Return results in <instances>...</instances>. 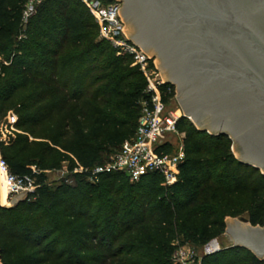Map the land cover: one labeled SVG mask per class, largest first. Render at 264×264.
Masks as SVG:
<instances>
[{"label":"trees","instance_id":"16d2710c","mask_svg":"<svg viewBox=\"0 0 264 264\" xmlns=\"http://www.w3.org/2000/svg\"><path fill=\"white\" fill-rule=\"evenodd\" d=\"M26 2L0 0V124L18 116L0 153L36 190L0 207L2 264H174L177 241L203 247L225 233L228 218L264 225V174L233 155L228 135L186 117L178 122L186 157L175 184L158 173L132 182L115 172L98 183L74 173L73 184L52 187L49 170L92 168L135 136L147 81L100 38L81 0H43L24 22ZM168 86L165 101L174 92ZM202 264L264 259L226 247Z\"/></svg>","mask_w":264,"mask_h":264},{"label":"water","instance_id":"95a60500","mask_svg":"<svg viewBox=\"0 0 264 264\" xmlns=\"http://www.w3.org/2000/svg\"><path fill=\"white\" fill-rule=\"evenodd\" d=\"M121 1L128 36L177 86L184 117L228 135L236 158L264 174V0ZM226 224L229 247L264 259V225Z\"/></svg>","mask_w":264,"mask_h":264},{"label":"built area","instance_id":"2783aa9c","mask_svg":"<svg viewBox=\"0 0 264 264\" xmlns=\"http://www.w3.org/2000/svg\"><path fill=\"white\" fill-rule=\"evenodd\" d=\"M43 0H27L23 11V20L36 13L37 6ZM95 18L100 28V38L107 40L117 51V55L129 56L133 66H137L147 81V99L141 102V116L135 136L125 140L118 152L108 161L92 168L81 166L74 169L75 173H84L92 183H98L106 173H122L132 182L139 181L144 175L158 173L167 185L179 180L180 165L186 153L184 141L175 153L167 152L165 138L178 136V122L184 114H176L170 109L164 96L171 93L169 81L164 80L158 68L156 57L138 46L127 34L125 21L121 15V0H81ZM173 85V84H172ZM12 113V112H11ZM9 113V115H11ZM16 118V115L13 114ZM184 140V139H183ZM35 170V168H33ZM0 170L4 175L8 195L33 193L36 190L34 180L30 177H19L11 174L7 162L0 154ZM177 245V244H176ZM221 250L217 239H213L204 247V255ZM203 256L190 244L177 245L172 262L174 264H202Z\"/></svg>","mask_w":264,"mask_h":264},{"label":"rangeland","instance_id":"374dc122","mask_svg":"<svg viewBox=\"0 0 264 264\" xmlns=\"http://www.w3.org/2000/svg\"><path fill=\"white\" fill-rule=\"evenodd\" d=\"M173 87H174L173 95L171 97H169V100L167 102L169 103L170 109H172L174 112H176V114H179V113L184 114V110L182 109V106L177 99V93H176L177 86L175 84H173ZM12 113L15 114L14 112H12ZM12 113H11V115H8L4 119V121L0 124V139L1 140L8 141V139L13 134V132L17 131L15 124L18 120V116L15 114L16 118H14ZM186 118H188V117H186ZM188 120L190 122H192L190 118H188ZM192 124L195 127H197L195 123L192 122ZM183 139H184V135L181 136V139L178 136H172V137L170 136L168 138H165L164 142H167V148H166L167 152L175 153L178 150V147L181 145V142L184 141ZM231 141H232L231 152L236 157L237 154L234 150L233 140L231 139ZM118 150L119 149H116V150H114V152L106 153L105 154V158H106L105 161H108L110 158H112L118 152ZM67 166H68V163H63L61 168H59L57 170H49L47 172L48 183L52 187H55L58 184L63 183V181L70 183V184H73L75 172L69 171ZM85 177H86V180H88V177L87 176H85ZM28 195L29 194H27V193H22L19 195H12V196L8 195V200L11 203L10 206H13L16 203L24 200ZM3 207H5V206H3ZM216 239L218 240L221 249L229 247L233 243L231 238L227 237L226 231L220 238H216ZM176 244L177 245L180 244V241H177ZM204 247H205V245L203 247H200V248H195V247L194 248L197 250L199 255L203 256L204 255Z\"/></svg>","mask_w":264,"mask_h":264},{"label":"bare ground","instance_id":"6f19581e","mask_svg":"<svg viewBox=\"0 0 264 264\" xmlns=\"http://www.w3.org/2000/svg\"><path fill=\"white\" fill-rule=\"evenodd\" d=\"M0 204L8 207L11 205V203L8 200V188L6 185V181L4 179V175L2 174L0 170Z\"/></svg>","mask_w":264,"mask_h":264},{"label":"flooded vegetation","instance_id":"af4514ba","mask_svg":"<svg viewBox=\"0 0 264 264\" xmlns=\"http://www.w3.org/2000/svg\"><path fill=\"white\" fill-rule=\"evenodd\" d=\"M121 3H122V7H123V2L121 1ZM173 84V83H172ZM176 93H177V91H176ZM177 95H178V93H177Z\"/></svg>","mask_w":264,"mask_h":264}]
</instances>
